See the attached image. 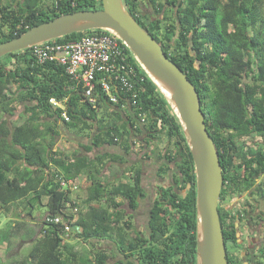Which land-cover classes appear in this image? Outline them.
I'll list each match as a JSON object with an SVG mask.
<instances>
[{"label":"trees","instance_id":"trees-1","mask_svg":"<svg viewBox=\"0 0 264 264\" xmlns=\"http://www.w3.org/2000/svg\"><path fill=\"white\" fill-rule=\"evenodd\" d=\"M122 1L199 95L223 169L220 200L244 193L264 200V0H147L153 9L144 22L138 0ZM101 8V0H0V43L59 16ZM125 51L135 71L129 79L132 90H113L128 99L125 110L106 103L99 84L92 105L64 67L39 63L30 48L0 58V211L18 210L33 222L34 210L46 208L30 249L7 264H197L196 175L187 138L163 94L130 50ZM51 98L64 101L69 122L62 120ZM20 106L23 110L10 121ZM58 121L88 136V144L74 145L81 152L68 155L56 149ZM136 142L146 158L159 164L157 175L171 181L160 187L144 230L134 222L146 197L141 166L121 169L116 181L101 176L108 163H127L125 156L136 151ZM104 146L118 147L122 155H89ZM79 177L84 178L80 187L86 197L73 203L59 179ZM68 204L83 207L71 216L70 237L90 246L89 252L69 242L60 224L47 221L62 215ZM247 210L218 207L228 264H243L237 243ZM6 240L0 236V243ZM105 241L114 250L101 248Z\"/></svg>","mask_w":264,"mask_h":264},{"label":"water","instance_id":"water-1","mask_svg":"<svg viewBox=\"0 0 264 264\" xmlns=\"http://www.w3.org/2000/svg\"><path fill=\"white\" fill-rule=\"evenodd\" d=\"M101 1L100 10L62 15L35 26L15 39L0 43V58L77 32L104 29L117 34L138 63L168 87L175 110L169 99L163 96L179 119L187 138L196 175L197 264H228L218 212L224 183L223 169L206 128L199 95L186 74L166 56L161 45L129 14L122 0Z\"/></svg>","mask_w":264,"mask_h":264},{"label":"built area","instance_id":"built-area-1","mask_svg":"<svg viewBox=\"0 0 264 264\" xmlns=\"http://www.w3.org/2000/svg\"><path fill=\"white\" fill-rule=\"evenodd\" d=\"M29 48L32 56L39 63L50 62L64 67L66 74L82 85L84 96L92 105L97 102L94 93L99 84L100 94L104 96L106 103L120 110L127 108L128 99L120 98L113 90L118 86L125 93L131 91L132 85L129 79L135 75V71L127 60L125 50L129 47L114 32L103 29L101 33H90L76 41L55 43L50 40ZM49 102L61 109L62 120L70 121L64 101L58 102L51 98ZM140 117V121L143 122L144 117ZM59 186L62 191L70 194L71 202L75 203L74 196L79 189L78 182L60 178ZM79 210L77 206L68 204L62 210V215L47 221L60 224L64 233L69 235L73 230L70 224L71 216H75Z\"/></svg>","mask_w":264,"mask_h":264},{"label":"rangeland","instance_id":"rangeland-1","mask_svg":"<svg viewBox=\"0 0 264 264\" xmlns=\"http://www.w3.org/2000/svg\"><path fill=\"white\" fill-rule=\"evenodd\" d=\"M53 0H46L48 4H50ZM94 31V30H91ZM23 110V108L20 106L18 107L16 113L10 117V121H13L17 118L18 114ZM57 131L59 134V137L57 139L56 143V149L60 152H64V154H69L72 152L74 145L76 144H88L89 139L86 134L82 133H75L73 131H69L66 129V127L63 125L62 122H57ZM153 144L150 148L152 149ZM165 145V142L162 141L160 143L159 148L162 149ZM135 152H133L129 156H125L126 162L123 164H113L108 163L103 171V179H107L108 181H116L118 180L120 175L118 176L121 169H124L125 167H128L132 164H139L141 166V169L143 170V187L145 190L146 197L141 200L140 206L138 211L135 214V225L139 230H144L146 221L148 219V212L151 208L152 202L154 198L158 195L160 187H168L171 183L170 177H159L157 175L159 164L154 161L153 159H148L144 156V152L146 150H141L139 147V143L136 142L135 145H133ZM102 153H110L113 155H122V152L118 147H108L104 146L100 149H94L92 152L93 154H102ZM260 183L263 186L264 189V175L260 178ZM83 188L79 187L78 191L75 193L76 201L80 203L84 196H83ZM74 196V197H75ZM246 202H249L253 207V211H255V214H261L263 215V223H262V230H264V200L259 198V196H248V194H234L230 198L225 201L226 208H232L233 210H239L242 208H248ZM82 207V206H81ZM80 210H83V207L80 208ZM46 212V208L39 207L34 210V217L36 219L33 221V223H36L35 228H31V231H27V229L23 226V223L16 227V229L13 227L15 224H18L19 222H25L30 223V220H27V217H25L21 212L18 210H11L9 213H0V236H7V240L0 243V261L2 264H7L10 261L13 260H21L24 255L27 253V251L30 249L33 241L35 238L39 236V224L42 222V219L44 217V214ZM22 218H18L14 215H19ZM4 215H7L8 218H6ZM38 224V226H37ZM11 227V228H10ZM245 233V231H244ZM242 236V233H239ZM71 233H69L68 236L65 238L74 244L76 248L81 251L82 253H86L90 251V246L81 243L80 241L74 239V237H70ZM264 237V234L262 235ZM241 238V237H240ZM100 247L111 251L114 250V246L110 242H101Z\"/></svg>","mask_w":264,"mask_h":264},{"label":"flooded vegetation","instance_id":"flooded-vegetation-1","mask_svg":"<svg viewBox=\"0 0 264 264\" xmlns=\"http://www.w3.org/2000/svg\"><path fill=\"white\" fill-rule=\"evenodd\" d=\"M138 6L144 12V14H140V20L144 22V18L152 14L153 6L147 0H138ZM219 207L226 208V203L220 200ZM226 209L234 211L232 208ZM247 209L248 213L242 215V222L239 226V232L242 233L237 243V247L241 249L240 257L243 260V264H264V237L262 236L264 234V230H262L263 215L255 214V211L251 208Z\"/></svg>","mask_w":264,"mask_h":264},{"label":"crops","instance_id":"crops-1","mask_svg":"<svg viewBox=\"0 0 264 264\" xmlns=\"http://www.w3.org/2000/svg\"><path fill=\"white\" fill-rule=\"evenodd\" d=\"M82 145H84V144H82ZM73 148H74V146H73ZM74 150H76V148H74V149L72 150V152H73ZM76 151H77V152H81L82 150H76ZM72 152H70L69 154H71ZM69 154H68V155H69ZM89 155H90V156H93L94 154L92 155V153H89ZM103 171H104V170H103ZM101 176H103V172H102V175H101ZM101 176H100V177H101ZM103 177H104V176H103ZM83 180H84L83 177H79V178L76 179V181L78 182V186H79V187L81 186V184H83V182H84ZM82 191H83V196H84V198H85V197H86V189L83 188ZM75 197H76V196H75ZM84 198H83V199H84ZM76 199H77V198H76ZM13 211H14V210H13ZM1 212H2V211H0V213H1ZM19 212H20V211H19ZM4 216H5L6 218H8L7 215H4ZM14 216H17V217H18V215H14ZM18 218H22V217L20 216V217H18ZM20 223H21V224L23 223V226L27 229V231H28V230L31 231V228H32V227H33V228L36 227V223H33L32 221H30V223H26V224H25V222H20ZM37 226H38V224H37ZM39 227H40V224H39ZM39 229H40V228H39Z\"/></svg>","mask_w":264,"mask_h":264},{"label":"bare ground","instance_id":"bare-ground-1","mask_svg":"<svg viewBox=\"0 0 264 264\" xmlns=\"http://www.w3.org/2000/svg\"><path fill=\"white\" fill-rule=\"evenodd\" d=\"M140 65H141L142 69L146 72V74L155 81V83L158 85L157 87H159V89L161 90V92L163 93V95H165L169 99V103L172 104L173 109L175 110V106H174V104H173V102L171 100L170 91H169L168 87L165 86L163 84V82L159 81L153 75H151V73L147 70V68H145L142 64H140Z\"/></svg>","mask_w":264,"mask_h":264},{"label":"clouds","instance_id":"clouds-1","mask_svg":"<svg viewBox=\"0 0 264 264\" xmlns=\"http://www.w3.org/2000/svg\"><path fill=\"white\" fill-rule=\"evenodd\" d=\"M68 236V235H67Z\"/></svg>","mask_w":264,"mask_h":264}]
</instances>
